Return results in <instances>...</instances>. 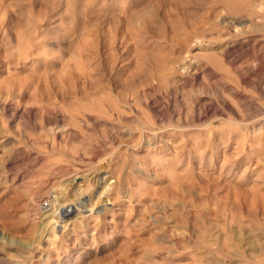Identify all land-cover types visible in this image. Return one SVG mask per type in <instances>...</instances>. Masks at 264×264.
Here are the masks:
<instances>
[{
  "label": "rangeland",
  "instance_id": "rangeland-1",
  "mask_svg": "<svg viewBox=\"0 0 264 264\" xmlns=\"http://www.w3.org/2000/svg\"><path fill=\"white\" fill-rule=\"evenodd\" d=\"M0 264H264V0H0Z\"/></svg>",
  "mask_w": 264,
  "mask_h": 264
},
{
  "label": "bare ground",
  "instance_id": "bare-ground-1",
  "mask_svg": "<svg viewBox=\"0 0 264 264\" xmlns=\"http://www.w3.org/2000/svg\"><path fill=\"white\" fill-rule=\"evenodd\" d=\"M96 173H97V172H96ZM99 178H100V177H99ZM75 179H77V177H76ZM78 179H79V177H78ZM95 179H96V178H95ZM98 180H99V179H98ZM100 180H101V179H100ZM100 180H99V181H100ZM102 180H103V179H102ZM95 184H96V183H95ZM101 184H102V182H101ZM97 185H98V184H97ZM98 198H99V197H98ZM86 201H87L86 198H83V197L80 198V199L78 200V202H77V207L73 210V212H74V211H77L78 213H81L80 211H78V207H80V208H81V207H84V206L87 204ZM88 201H89V200H88ZM50 203H51V202H50ZM96 207H97V206H96ZM81 209H82V208H81ZM51 211H52V209L50 210V212H51ZM54 211H55V210H54ZM71 212H72V210H69V209H68V210L66 211L65 214L68 215V214L71 213ZM73 212H72V213H73ZM77 212H76V213H77ZM51 213H53V212H51ZM61 213H62V212H61ZM63 214H64V213H63ZM65 214H64V215H65ZM49 215H51V214H49ZM59 215H60V214H59ZM52 216H53V215H52ZM55 236H56V235L53 233V237H55Z\"/></svg>",
  "mask_w": 264,
  "mask_h": 264
}]
</instances>
